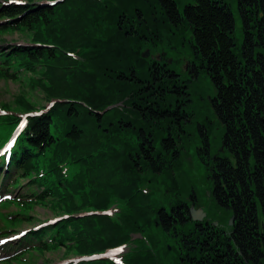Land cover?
Wrapping results in <instances>:
<instances>
[{"label":"trees","instance_id":"16d2710c","mask_svg":"<svg viewBox=\"0 0 264 264\" xmlns=\"http://www.w3.org/2000/svg\"><path fill=\"white\" fill-rule=\"evenodd\" d=\"M52 1L0 4V33L26 38L0 51V78L26 73L30 87L1 103L0 149L31 113L9 153L0 154L1 192L12 194L6 201L19 204L27 221L37 204L58 214L27 233L19 254L63 248L81 258L127 248L76 264H196L203 257L200 249L213 241L201 232L216 226L191 218L188 182L176 180L190 138L179 127L188 95L163 56L187 47L210 78L220 131L217 147L198 136L197 155L215 206L227 213L223 221L237 217L232 235L217 232L216 241L264 264V0H236L239 41L227 0ZM23 179L30 192L17 194Z\"/></svg>","mask_w":264,"mask_h":264},{"label":"rangeland","instance_id":"374dc122","mask_svg":"<svg viewBox=\"0 0 264 264\" xmlns=\"http://www.w3.org/2000/svg\"><path fill=\"white\" fill-rule=\"evenodd\" d=\"M12 0H0L1 3H7ZM23 1V0H17ZM231 5L234 15H235V35L239 39L242 36V21L237 10L236 0H227ZM25 36L18 32H5L0 33V51L2 49H8L13 44H20L25 42ZM190 54L187 47H181L170 52L167 57H170L174 62L176 58ZM193 56V55H192ZM178 70V68H176ZM29 75L22 74L19 80H11L0 78V107L1 103L13 102L17 94L21 93L24 89H29ZM190 86L189 91L192 92L191 106L195 111L196 118H204L206 115L210 119L217 120L214 115V109L210 105L211 99L214 96L213 87L210 78L203 72L199 74L198 77L194 78L192 81H188ZM199 119V120H203ZM211 131V130H210ZM220 131L218 128H214L211 131L210 142L214 146H218ZM198 135L190 134L189 144L185 145V149L182 152V173L176 176L178 182L185 181L188 182V187L191 192L194 193L196 198L195 208H201L205 212L209 211L212 218L218 219L220 222L223 218L220 216L224 212L221 208L215 206V203L211 194V184L208 179V171L206 164L199 159L197 155L196 145L199 144ZM216 151L214 148L213 152ZM0 176V183H1ZM27 180L23 179L22 183L24 186L19 189L23 195L30 192L27 188ZM28 191L27 193H25ZM191 192H188V197ZM6 191L1 194L0 189V264H74V260L77 259L74 255H66L63 248L46 250L41 253L35 248H28L26 252L13 258L12 256L17 253V250H22L24 246L27 245V240H16L10 241L9 243L2 242L1 239L7 238L9 236H15L21 231L29 230L46 224L58 214L55 213L49 204H37L30 211L29 214L32 215L33 219L27 221L23 216L18 214L19 212H24L23 208L16 203H9L7 201H2L6 197ZM227 214V213H224ZM230 217V216H229ZM21 218L22 221L13 222L12 220ZM229 219V218H228ZM223 223H225L223 221ZM27 232V233H28Z\"/></svg>","mask_w":264,"mask_h":264},{"label":"flooded vegetation","instance_id":"af4514ba","mask_svg":"<svg viewBox=\"0 0 264 264\" xmlns=\"http://www.w3.org/2000/svg\"><path fill=\"white\" fill-rule=\"evenodd\" d=\"M170 62V64L174 65L173 70L176 75V80L179 81L181 84L180 87L184 86L182 90L185 91V93H182V95H188V97H186V100L188 102H185L186 105L182 107L180 111V114L182 115L184 120L182 125L179 124V127H181L182 129V133L187 135L197 134L202 138L210 139L211 131L214 128H218L219 125L215 120L210 119V117H208L207 115L204 118L202 117L203 120H199L202 118L195 117V111L191 106L192 97L190 95L192 92L189 91L190 84L188 81H192L194 78L198 77L202 71V64L199 61V56L195 55L194 57L190 54H187L185 56L176 58L175 62L173 60H170ZM176 68H178V70ZM174 119L175 117L172 119V121H174ZM217 154L218 152H215L212 156L216 158ZM189 197V205L196 204L197 197H195V195L192 193ZM230 217H233V220H231L227 224L222 223L218 219L212 218L209 214V211H207L206 215L201 220H198L200 224H207L211 222L213 226H216V228L210 229L209 227H206L205 231L201 232V236L203 237L202 240L208 242L209 239L212 240L213 243L209 242L208 247L200 249L204 250V252L206 253L203 255L202 258H198L195 260L196 264H249L250 261L253 260L252 255H249V251H243L241 247H239V245L233 242L222 243L221 240L219 242L216 241L219 238V236L216 235L217 232H225L227 235H232L234 231V224L237 221V217L233 214L230 215ZM262 229L264 231V226L262 227ZM223 244H225L224 248L221 247ZM220 251H223L224 255L226 256L224 259L217 260L215 258H212L217 256ZM258 256H260L261 258L264 256V243L261 242V239Z\"/></svg>","mask_w":264,"mask_h":264},{"label":"water","instance_id":"95a60500","mask_svg":"<svg viewBox=\"0 0 264 264\" xmlns=\"http://www.w3.org/2000/svg\"><path fill=\"white\" fill-rule=\"evenodd\" d=\"M150 54H151V51L149 48H147L145 52L143 53V56L149 57ZM158 58H161V57H158ZM263 121H264V118H263ZM190 209H191V216L194 220H201L203 216L205 215V212L202 209H195L194 206H191ZM231 220H233V217Z\"/></svg>","mask_w":264,"mask_h":264},{"label":"snow or ice","instance_id":"6c2138e0","mask_svg":"<svg viewBox=\"0 0 264 264\" xmlns=\"http://www.w3.org/2000/svg\"><path fill=\"white\" fill-rule=\"evenodd\" d=\"M53 3H55V0H53ZM121 251L123 250V249H120Z\"/></svg>","mask_w":264,"mask_h":264}]
</instances>
